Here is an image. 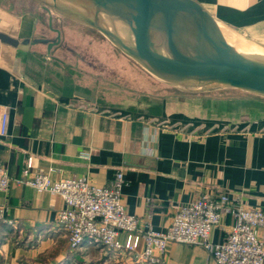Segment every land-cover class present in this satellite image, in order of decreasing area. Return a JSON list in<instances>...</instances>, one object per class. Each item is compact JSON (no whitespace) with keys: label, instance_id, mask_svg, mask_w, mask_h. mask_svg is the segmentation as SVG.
Wrapping results in <instances>:
<instances>
[{"label":"crops","instance_id":"obj_1","mask_svg":"<svg viewBox=\"0 0 264 264\" xmlns=\"http://www.w3.org/2000/svg\"><path fill=\"white\" fill-rule=\"evenodd\" d=\"M6 1L0 0V33L34 40L44 38L43 18L49 26L55 22L39 0ZM195 1L219 24L264 42V0ZM223 36L239 51L238 40ZM62 42L49 52L43 44L0 40V124L9 112L0 158L11 178L0 193V264H135L128 254L87 243L72 251L59 225L62 197L19 182L29 159V177H84L97 186L122 171V201L141 229L166 231L178 207L202 194H226L243 209L264 211V98H211L169 86V96L94 101L71 94L49 71L50 64H65ZM235 224L234 216L224 215L212 241H222ZM213 263L198 245L170 243L163 256V264Z\"/></svg>","mask_w":264,"mask_h":264},{"label":"built area","instance_id":"obj_2","mask_svg":"<svg viewBox=\"0 0 264 264\" xmlns=\"http://www.w3.org/2000/svg\"><path fill=\"white\" fill-rule=\"evenodd\" d=\"M8 124L9 112L5 110L1 135L7 134ZM32 167L29 159L19 182L39 193L62 197L66 207L59 212V225L72 251L87 243L108 253L128 254L135 264H163L169 244L182 243L202 246L213 264H264V211L243 209L226 194H202L196 202L181 205L171 226L158 232L141 229L138 218L127 213L122 201V171L107 186H97L84 177L53 180L44 172L29 177ZM10 181L0 158V193L8 190ZM226 214L234 216L236 224L222 241L214 242L212 232ZM141 243L144 248L139 250Z\"/></svg>","mask_w":264,"mask_h":264},{"label":"water","instance_id":"obj_3","mask_svg":"<svg viewBox=\"0 0 264 264\" xmlns=\"http://www.w3.org/2000/svg\"><path fill=\"white\" fill-rule=\"evenodd\" d=\"M39 1L48 10L83 21L100 31L168 83L191 81L197 87L223 86L264 96V58H249L236 52L226 42L218 22L195 0H90L94 6L86 13L64 8L58 0ZM104 18L125 22L134 36V44H125L104 23ZM49 28L57 34L56 38L20 41L0 33V40L17 47L43 44L51 52L62 42V32L53 28L52 23ZM153 31L161 34L170 56L157 51ZM180 43L190 52H182Z\"/></svg>","mask_w":264,"mask_h":264},{"label":"rangeland","instance_id":"obj_4","mask_svg":"<svg viewBox=\"0 0 264 264\" xmlns=\"http://www.w3.org/2000/svg\"><path fill=\"white\" fill-rule=\"evenodd\" d=\"M3 3L8 4L6 0ZM53 11V28L62 31L63 49L62 57L64 66L48 65L49 71L53 72L63 86L70 90L71 94L85 95L96 101L117 102L123 96H135L147 99L153 96H169V86L182 88H196L201 90L200 94L211 98L227 97L226 95L242 96V98H264V96L248 91H233L223 86L197 87L195 82L168 83L149 72L133 57L124 53L109 38L100 31L83 21ZM60 16V21L57 19ZM44 38H56L57 34L49 26V20L43 18ZM219 29L229 33L238 40L240 49L238 52L250 57L264 58V42L250 37L241 30L229 29L219 24ZM193 28V27H192ZM125 36L131 34L126 27H121ZM81 59V64L78 63ZM83 61V62H82ZM51 63V62H50ZM77 63L79 65H77ZM69 64V65H67ZM92 78V79H90ZM92 85V91L89 88ZM90 86V87H89ZM121 89L123 92L115 91ZM120 258L117 256L116 258Z\"/></svg>","mask_w":264,"mask_h":264},{"label":"bare ground","instance_id":"obj_5","mask_svg":"<svg viewBox=\"0 0 264 264\" xmlns=\"http://www.w3.org/2000/svg\"><path fill=\"white\" fill-rule=\"evenodd\" d=\"M58 4L64 8H68V9L76 11V12H85V13L88 12L89 9L91 10V8L94 6L90 0H58ZM104 23L109 27L110 30H112L115 34H117L125 42V44H127L128 46H132L134 44V36H133L129 26L125 22H123L121 20L109 21V18L108 19L104 18ZM121 27L128 28L131 36L130 37L125 36L121 31ZM160 36H161V34L153 31V35H152L153 43H154L157 51H159L160 53H162L166 56H170V52L167 49V46L163 43V40ZM177 44H179V43H177ZM179 49L184 53L190 52V50L186 47V45H183V43H180ZM236 52H238V51H236ZM238 53L243 55V56L249 57V58H256V57L247 56V55L242 54L240 52H238Z\"/></svg>","mask_w":264,"mask_h":264}]
</instances>
